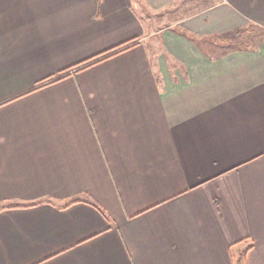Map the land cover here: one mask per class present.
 I'll list each match as a JSON object with an SVG mask.
<instances>
[{
  "label": "crops",
  "instance_id": "1",
  "mask_svg": "<svg viewBox=\"0 0 264 264\" xmlns=\"http://www.w3.org/2000/svg\"><path fill=\"white\" fill-rule=\"evenodd\" d=\"M0 264H264V0H0Z\"/></svg>",
  "mask_w": 264,
  "mask_h": 264
},
{
  "label": "rangeland",
  "instance_id": "2",
  "mask_svg": "<svg viewBox=\"0 0 264 264\" xmlns=\"http://www.w3.org/2000/svg\"><path fill=\"white\" fill-rule=\"evenodd\" d=\"M203 4V1L202 2H200L197 6H200V5H202ZM244 34L246 35V33L244 32Z\"/></svg>",
  "mask_w": 264,
  "mask_h": 264
}]
</instances>
